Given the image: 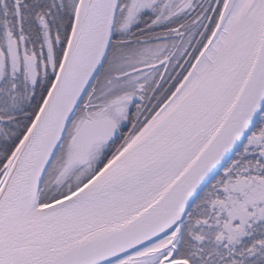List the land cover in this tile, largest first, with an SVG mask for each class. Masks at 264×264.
I'll use <instances>...</instances> for the list:
<instances>
[{
    "label": "snow or ice",
    "instance_id": "obj_1",
    "mask_svg": "<svg viewBox=\"0 0 264 264\" xmlns=\"http://www.w3.org/2000/svg\"><path fill=\"white\" fill-rule=\"evenodd\" d=\"M0 264H264V0H0Z\"/></svg>",
    "mask_w": 264,
    "mask_h": 264
}]
</instances>
